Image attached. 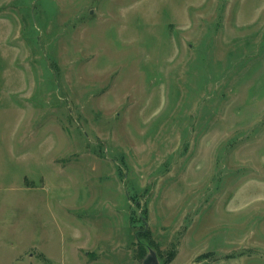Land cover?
Instances as JSON below:
<instances>
[{
  "label": "rangeland",
  "instance_id": "374dc122",
  "mask_svg": "<svg viewBox=\"0 0 264 264\" xmlns=\"http://www.w3.org/2000/svg\"><path fill=\"white\" fill-rule=\"evenodd\" d=\"M264 264V0H0V264Z\"/></svg>",
  "mask_w": 264,
  "mask_h": 264
},
{
  "label": "water",
  "instance_id": "95a60500",
  "mask_svg": "<svg viewBox=\"0 0 264 264\" xmlns=\"http://www.w3.org/2000/svg\"><path fill=\"white\" fill-rule=\"evenodd\" d=\"M138 241V240H137ZM146 254L143 257L141 264H160L161 260L158 256L157 251L154 248L150 247L149 245L145 244Z\"/></svg>",
  "mask_w": 264,
  "mask_h": 264
},
{
  "label": "trees",
  "instance_id": "16d2710c",
  "mask_svg": "<svg viewBox=\"0 0 264 264\" xmlns=\"http://www.w3.org/2000/svg\"><path fill=\"white\" fill-rule=\"evenodd\" d=\"M135 236H136V242H137V245L140 246V248L145 252L146 251V248H145V244L149 245L150 247L153 248V246L151 245L149 239L147 238L146 236V230H141L139 232H136L135 233ZM138 240V241H137ZM146 254V252H145ZM145 256V255H144Z\"/></svg>",
  "mask_w": 264,
  "mask_h": 264
}]
</instances>
